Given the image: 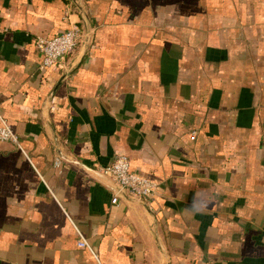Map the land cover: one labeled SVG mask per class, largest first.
I'll return each instance as SVG.
<instances>
[{"label": "crops", "instance_id": "0c3cea01", "mask_svg": "<svg viewBox=\"0 0 264 264\" xmlns=\"http://www.w3.org/2000/svg\"><path fill=\"white\" fill-rule=\"evenodd\" d=\"M0 108V264H97L77 229L103 264H264V0H0ZM118 153L152 198L111 202Z\"/></svg>", "mask_w": 264, "mask_h": 264}, {"label": "built area", "instance_id": "2783aa9c", "mask_svg": "<svg viewBox=\"0 0 264 264\" xmlns=\"http://www.w3.org/2000/svg\"><path fill=\"white\" fill-rule=\"evenodd\" d=\"M83 31L78 24L71 25L68 29L55 34L53 37H35V45L41 54L39 67L42 70L54 67L75 51L79 45ZM197 131H192L191 138L195 139ZM0 141H11L19 148L22 146L17 133L7 119L1 114L0 108ZM60 161H56V166ZM98 173L109 179V186L113 189V204L120 203L123 194L127 193L134 200L152 198L158 189L159 182L156 179L141 174L131 169L130 159L125 153H118L112 163L101 167ZM78 245L91 251L97 264H103L99 254L93 249L90 242L81 231L77 229Z\"/></svg>", "mask_w": 264, "mask_h": 264}]
</instances>
